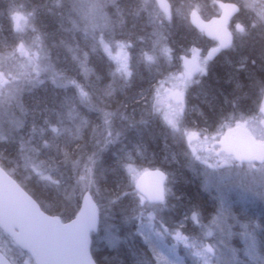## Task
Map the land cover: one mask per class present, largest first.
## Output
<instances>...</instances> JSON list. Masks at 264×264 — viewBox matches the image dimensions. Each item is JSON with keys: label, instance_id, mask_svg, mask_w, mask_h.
<instances>
[{"label": "trees", "instance_id": "16d2710c", "mask_svg": "<svg viewBox=\"0 0 264 264\" xmlns=\"http://www.w3.org/2000/svg\"><path fill=\"white\" fill-rule=\"evenodd\" d=\"M196 1L207 8L203 18L217 14L213 3L218 0ZM221 1L239 6L231 26L235 33L237 26L245 28L247 35L240 41L235 37L233 46L208 67L198 115L187 108L180 121L187 128L211 129L223 114H250L261 99L264 27L249 28L246 0ZM156 14L162 17H152L141 0H0V74L3 90H13L11 108L0 117V167L45 213L71 219L85 191L94 194L98 212L106 206L114 216L128 212L140 198L124 168L132 161L141 173L163 171L180 205L202 219L213 217L216 199L204 191L195 165L181 152L173 159L172 138L151 106L156 79L166 65L159 48L170 49L174 68L183 55L205 51L209 43L188 19ZM103 39L127 46V79L116 76V64L102 50ZM146 55L157 59L150 64ZM38 172L58 187L48 188ZM235 196H229L230 215L211 241L223 252L221 264H264V196ZM143 225L136 234L146 246ZM0 251L12 264L25 259L33 264L1 231ZM92 251L95 259L94 245ZM129 253L127 259L125 253L105 251V262L95 261L130 264L139 253Z\"/></svg>", "mask_w": 264, "mask_h": 264}, {"label": "rangeland", "instance_id": "374dc122", "mask_svg": "<svg viewBox=\"0 0 264 264\" xmlns=\"http://www.w3.org/2000/svg\"><path fill=\"white\" fill-rule=\"evenodd\" d=\"M169 1L173 3L171 13L178 19H188V14L192 10L198 11L201 15L207 12L206 7L199 6L200 1L186 0L183 3L180 0ZM141 2L143 8L152 13V17L157 19L162 17L156 14L158 9L154 0ZM245 3L247 11L244 15L247 18L251 16L249 28L260 31L264 27V0H246ZM20 27H25L23 20L20 21ZM245 30L244 28L236 33L235 29L233 30L237 41L245 38L247 35ZM100 44L105 55L116 64V76L127 79L130 76L127 46L104 39ZM239 48L240 43L237 44L236 50ZM207 49L193 50L189 53L197 71L196 76L192 77L184 72L181 63L171 68L170 49L166 46L159 48L160 56L164 58L166 65L165 71L156 79L151 106L166 127L168 136L172 138L169 150H175L173 159L181 152L186 162L195 165L194 174L202 181L204 191L212 193L216 199L213 207L215 213L212 218H200L192 209L189 210V207L182 205L183 203L182 206L179 204L180 201L176 200L174 191L169 186L163 205L149 207L144 199L138 198L134 207L126 213L118 214L119 216H114L111 208L106 206L99 212L100 227L94 237V246L105 249L111 255L118 251L121 254L123 250L128 249L123 255L127 259L130 254L128 251L139 253L138 256H133L130 264H221L223 252L216 241L214 243L211 239L215 233H220L221 221L230 215L229 196L236 195V198H241L245 194L257 197L259 192L264 196V162L244 161V158L233 149L232 142L234 128L240 126L249 130L250 135L258 142L264 143V85L260 102L250 114L236 115L232 112L223 114L211 129L187 128L185 120V126L180 125L187 108L198 115L197 109L200 106L197 98L200 96L199 92L204 90V85L206 86L205 81L202 82L208 67L211 66L208 65L206 58ZM236 50H233L234 53ZM156 59V56H145V60L150 64ZM222 60V63L229 62L228 58ZM23 63L30 68V64ZM1 64L3 65L2 59L0 66ZM236 65L239 68L242 66L237 63ZM3 87L4 79L0 74V117L10 110L11 92L13 93L11 89L8 92L4 91ZM124 168L134 186L141 171L132 161H128ZM37 175L48 188L58 187L49 175H41L39 172ZM83 181V186H86L85 180ZM88 185L94 189L92 181L88 182ZM60 190L63 191L64 188L61 186ZM81 195H78L79 200ZM92 195L94 196L93 193ZM142 224L147 229L142 235L148 243L146 246L142 238L136 234V229ZM106 259L107 257L101 262H105ZM24 264H29L27 259Z\"/></svg>", "mask_w": 264, "mask_h": 264}, {"label": "water", "instance_id": "95a60500", "mask_svg": "<svg viewBox=\"0 0 264 264\" xmlns=\"http://www.w3.org/2000/svg\"><path fill=\"white\" fill-rule=\"evenodd\" d=\"M158 10L170 17L171 5L167 0H154ZM218 16L203 20L198 11L188 14L190 26L204 38L217 43L206 57L214 61L221 52L229 49L233 36L230 23L239 12L231 2H218ZM181 65L186 73L196 75L194 61L184 56ZM233 149L243 155L245 161L264 162V143L257 142L243 127H235L232 134ZM166 174L160 170H146L135 181V191L149 204L165 201ZM98 228V212L90 193L80 200L77 214L63 223L57 216L41 210L37 202L0 167V230L23 252L30 255L34 264H96L93 260L91 234ZM0 264H12L0 252Z\"/></svg>", "mask_w": 264, "mask_h": 264}, {"label": "flooded vegetation", "instance_id": "af4514ba", "mask_svg": "<svg viewBox=\"0 0 264 264\" xmlns=\"http://www.w3.org/2000/svg\"><path fill=\"white\" fill-rule=\"evenodd\" d=\"M218 12H219V9H218ZM232 29V28H231ZM216 47V44L214 43V42H210L209 41V46H208V49L207 50H209V49H211V48H215ZM220 57V56H219ZM218 57V58H219ZM217 58V59H218ZM216 59V60H217ZM216 60L215 61H212V62H210V61H207L208 62V65H211L212 66V64H214V63H216ZM99 227H100V222H99ZM93 237H92V244H94V242H93ZM97 249H98V253H96L95 252V255H96V257H95V259L94 260H99L100 262H101V260L103 259V257H104V253H105V249H103V248H101V249H99L98 247H97ZM101 250V251H100ZM126 250H128V249H126ZM126 250H123V253H127V251ZM91 254H92V256H94V253H93V251L91 250ZM94 258V257H93ZM95 261V262H96Z\"/></svg>", "mask_w": 264, "mask_h": 264}, {"label": "bare ground", "instance_id": "6f19581e", "mask_svg": "<svg viewBox=\"0 0 264 264\" xmlns=\"http://www.w3.org/2000/svg\"><path fill=\"white\" fill-rule=\"evenodd\" d=\"M118 252H119V251H118ZM118 252H117V253H118Z\"/></svg>", "mask_w": 264, "mask_h": 264}]
</instances>
